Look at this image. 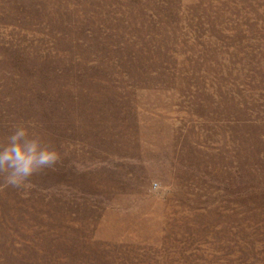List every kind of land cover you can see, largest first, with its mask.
Instances as JSON below:
<instances>
[{"label":"rangeland","instance_id":"374dc122","mask_svg":"<svg viewBox=\"0 0 264 264\" xmlns=\"http://www.w3.org/2000/svg\"><path fill=\"white\" fill-rule=\"evenodd\" d=\"M0 264H264V0H0Z\"/></svg>","mask_w":264,"mask_h":264},{"label":"clouds","instance_id":"9594fccd","mask_svg":"<svg viewBox=\"0 0 264 264\" xmlns=\"http://www.w3.org/2000/svg\"><path fill=\"white\" fill-rule=\"evenodd\" d=\"M35 126V122L14 125L7 143L0 145V172L6 173V186H26L38 170L54 166L61 158V153L45 145L40 137L29 136L30 127Z\"/></svg>","mask_w":264,"mask_h":264}]
</instances>
